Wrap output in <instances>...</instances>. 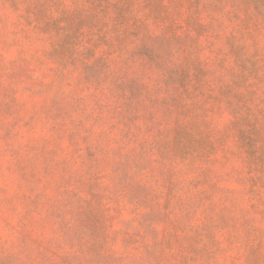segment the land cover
I'll list each match as a JSON object with an SVG mask.
<instances>
[{"label":"rangeland","instance_id":"1","mask_svg":"<svg viewBox=\"0 0 264 264\" xmlns=\"http://www.w3.org/2000/svg\"><path fill=\"white\" fill-rule=\"evenodd\" d=\"M0 264H264V0H0Z\"/></svg>","mask_w":264,"mask_h":264}]
</instances>
